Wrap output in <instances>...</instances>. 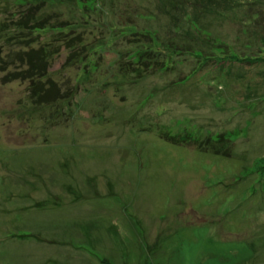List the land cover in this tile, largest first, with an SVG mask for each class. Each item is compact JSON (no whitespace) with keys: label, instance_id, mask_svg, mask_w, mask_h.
Returning a JSON list of instances; mask_svg holds the SVG:
<instances>
[{"label":"rangeland","instance_id":"1","mask_svg":"<svg viewBox=\"0 0 264 264\" xmlns=\"http://www.w3.org/2000/svg\"><path fill=\"white\" fill-rule=\"evenodd\" d=\"M34 38L72 94L0 80V264H264V0H0Z\"/></svg>","mask_w":264,"mask_h":264},{"label":"trees","instance_id":"2","mask_svg":"<svg viewBox=\"0 0 264 264\" xmlns=\"http://www.w3.org/2000/svg\"><path fill=\"white\" fill-rule=\"evenodd\" d=\"M33 16L34 14L31 13L27 16L26 20H21L19 23H16L15 26L20 29L19 33L31 34L32 32L40 33L47 30L48 20L45 21L44 15H41V19L35 18V20L33 19ZM33 20L34 22H32ZM41 21L45 22L43 23ZM79 38L80 37L78 36V39L76 40H80ZM33 41H35V38L26 44L27 47H24L25 45L23 47L13 49L9 47L6 48V50L0 47V75H3L2 79H0L1 82L4 84H13L16 82L29 83L30 87H28L27 90L28 94L33 105L37 107L56 104L61 100L68 99L72 94V89L67 88L65 92H63L64 87L70 86L69 84L59 86L58 82L54 79L55 74H53V72L56 69L59 73H61V70L66 68V65L72 63L75 58L73 55L70 59L63 61L61 64L58 63V60L65 57L67 52L71 53L76 51L75 49L77 44H74V40L71 42L67 41L66 49L68 50L64 53L62 50L51 49L52 47H37V45L32 43ZM58 65H60L59 67H61V69L57 67ZM125 67L129 69L132 68L133 72L136 70V67L131 65V63H128V65L126 63L120 68L121 74L125 72ZM129 72L130 71L127 70L125 73L128 75ZM136 77L141 78L142 75L137 74ZM159 138L173 144L188 142V139L182 140L179 137L168 138L167 135L163 134H161ZM202 145H200V147L204 151H211L210 148H203ZM215 153L219 154L217 150Z\"/></svg>","mask_w":264,"mask_h":264}]
</instances>
